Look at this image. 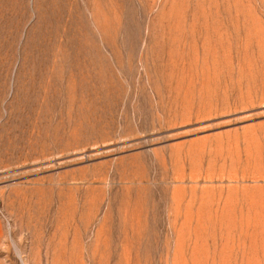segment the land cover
<instances>
[{
    "label": "rangeland",
    "instance_id": "rangeland-1",
    "mask_svg": "<svg viewBox=\"0 0 264 264\" xmlns=\"http://www.w3.org/2000/svg\"><path fill=\"white\" fill-rule=\"evenodd\" d=\"M0 264H264V0H0Z\"/></svg>",
    "mask_w": 264,
    "mask_h": 264
},
{
    "label": "bare ground",
    "instance_id": "bare-ground-1",
    "mask_svg": "<svg viewBox=\"0 0 264 264\" xmlns=\"http://www.w3.org/2000/svg\"><path fill=\"white\" fill-rule=\"evenodd\" d=\"M47 103V102H46ZM57 108V107H56ZM59 111V110H58ZM57 111V112H58ZM57 114V113H56ZM57 116V115H56ZM28 130V129H27ZM26 132V131H25ZM34 140V139H33ZM52 145V144H51ZM27 149H28V147H27ZM15 150H16V148H15ZM54 150V149H53ZM60 154V153H59ZM58 155V154H57ZM49 156V155H48ZM46 157V156H45ZM52 157V156H51ZM44 160V159H43ZM26 161V160H25ZM40 161V160H39Z\"/></svg>",
    "mask_w": 264,
    "mask_h": 264
}]
</instances>
